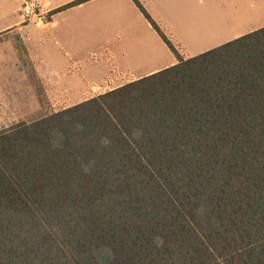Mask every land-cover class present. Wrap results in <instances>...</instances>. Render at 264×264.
Listing matches in <instances>:
<instances>
[{
  "label": "trees",
  "instance_id": "trees-1",
  "mask_svg": "<svg viewBox=\"0 0 264 264\" xmlns=\"http://www.w3.org/2000/svg\"><path fill=\"white\" fill-rule=\"evenodd\" d=\"M0 264H264V27L0 130Z\"/></svg>",
  "mask_w": 264,
  "mask_h": 264
},
{
  "label": "rangeland",
  "instance_id": "rangeland-1",
  "mask_svg": "<svg viewBox=\"0 0 264 264\" xmlns=\"http://www.w3.org/2000/svg\"><path fill=\"white\" fill-rule=\"evenodd\" d=\"M138 2L176 49L183 43L189 50L173 53L133 0H98L81 9L74 4V16L53 17L58 20L56 28L18 27L10 32L1 30L20 21L22 5L20 0H0V130L70 107L69 101L74 97L78 102L81 94L89 92L90 98L133 76L144 77L151 70L167 68L178 56L196 57L202 54L196 53L200 49L264 23V0ZM48 20L49 16H44L43 23ZM167 23L172 24L171 29ZM30 68L41 79L47 76L56 82L57 90L24 89L29 85L24 83L28 75L18 71L26 73ZM68 82L74 83V91L70 90L74 96L62 92ZM61 92L63 98L58 99Z\"/></svg>",
  "mask_w": 264,
  "mask_h": 264
},
{
  "label": "crops",
  "instance_id": "crops-1",
  "mask_svg": "<svg viewBox=\"0 0 264 264\" xmlns=\"http://www.w3.org/2000/svg\"><path fill=\"white\" fill-rule=\"evenodd\" d=\"M26 0H20V2H21V5H23V3L25 2ZM40 3H42V6H43V8H44V10L47 12L46 13V15L45 16H49V20L48 21H46V22H44V23H41V24H38V25H32V24H24L23 23V21H22V19H21V17H20V21H18V22H15L14 24H10V25H7V26H5V28H3L1 31H3V30H5V31H11L12 30V28H18V27H23L24 29H26V30H29L30 29V27L31 26H34V27H36V28H46V27H48V26H50V27H53V28H56L57 26H58V20H53V17H55V16H63L64 14H66V13H69V14H71L72 16H74V6H71V7H68V8H66V9H64V10H61V11H59L56 15H54L53 14V11H57L58 9H60L61 7H64V6H66V5H68L69 3H72V2H74V1H77V0H56L54 3L53 2H51V0H38ZM96 1H98V0H91V1H89V2H84V3H81V4H79L77 7H78V9H81V8H84L85 6H87V5H91V4H94ZM22 7V6H21ZM21 7L18 9V11L20 12V9H21ZM63 21H65V19L63 20ZM157 25V24H156ZM167 25H168V28L169 29H171V26H172V24L171 23H167ZM158 26V25H157ZM159 27V26H158ZM262 27H264V23H259L257 26H253L249 31H247V32H243V31H239V32H237L236 34H234L233 36H230V38H224V40H220V42H214V44H212L211 46H207V47H204V48H202V49H200L198 52H196V53H204V52H206V51H209V50H211V49H214V48H216V47H219L220 45H222V44H225V43H227V42H230L231 40H233V39H236V38H238V37H240V36H243V35H245V34H248V33H250V32H252V31H254V30H257V29H259V28H262ZM160 28V27H159ZM161 30V29H160ZM63 33V32H62ZM163 33V32H162ZM164 34V33H163ZM159 35V34H158ZM164 36L171 42V44H172V46H173V48L175 49V51H176V53H177V50H183V49H188L189 50V48L187 47V46H185L183 43H180V47H177V49H176V47H175V45H174V43H172V40L168 37V36H166L165 34H164ZM174 36V35H173ZM175 37V39L179 42L180 41V38L178 37V36H174ZM162 39V38H161ZM164 42V41H163ZM169 48V47H168ZM170 49V48H169ZM171 50V49H170ZM23 59H25V57H23ZM24 61V60H23ZM8 61H6V63H7ZM176 63V62H175ZM175 63H172L171 65H173V64H175ZM170 65V66H171ZM24 68V67H23ZM22 68V69H23ZM31 69V68H30ZM32 71H28V72H24V71H22V70H20V71H18L19 73H22V74H25V75H28V77H27V79L25 80V82L24 83H29V85H27V86H25L24 87V89L25 88H27V89H32V90H57V88L56 89H54L55 87H56V82H54L53 80H51L50 78L49 79H47V76H45V78L44 79H41L40 78V76H38L37 75V72L36 71H34L33 69H31ZM157 71H159L158 69H155V70H151V71H149L147 74H145V76H147V75H149V74H152V73H154V72H157ZM41 73V72H40ZM40 73H38L39 75H40ZM44 76V75H43ZM141 77H143V76H139V77H137V76H133L132 77V80H128L127 82H130V81H133V80H136V79H138V78H141ZM126 82V83H127ZM30 83H32V85L30 86ZM54 84V85H53ZM125 84V83H124ZM121 85H123V84H121ZM121 85H119V86H121ZM119 86H117V87H119ZM116 87V88H117ZM92 89H93V87H92ZM112 89H114V88H112ZM62 90H64V91H62V92H67V94L69 95H72V96H74V93H72L70 90H72V91H74V83L73 84H71V83H66L65 84V86H63V89ZM109 90H111V89H109ZM62 92H61V96L60 97H58V99H62L63 98V96H62ZM89 93V92H88ZM88 93H85V94H81V100H79L78 102H76V101H74V97H73V101H69L70 103H68V105H70V106H73V105H76V104H79V103H81V102H83V101H85V100H87V99H89V97L87 96L88 95ZM91 98V97H90ZM57 99V100H58ZM79 99V98H78ZM52 102V101H51Z\"/></svg>",
  "mask_w": 264,
  "mask_h": 264
},
{
  "label": "built area",
  "instance_id": "built-area-1",
  "mask_svg": "<svg viewBox=\"0 0 264 264\" xmlns=\"http://www.w3.org/2000/svg\"><path fill=\"white\" fill-rule=\"evenodd\" d=\"M46 13L40 2L25 1L20 9V17L24 24L36 21L41 24Z\"/></svg>",
  "mask_w": 264,
  "mask_h": 264
},
{
  "label": "bare ground",
  "instance_id": "bare-ground-1",
  "mask_svg": "<svg viewBox=\"0 0 264 264\" xmlns=\"http://www.w3.org/2000/svg\"><path fill=\"white\" fill-rule=\"evenodd\" d=\"M198 18V17H197ZM204 17H202V19H203ZM214 19V18H213ZM199 21V20H198ZM200 22V21H199ZM203 22V21H202ZM204 25V24H203ZM199 29V28H198ZM201 30H203V29H201ZM204 31V30H203Z\"/></svg>",
  "mask_w": 264,
  "mask_h": 264
}]
</instances>
